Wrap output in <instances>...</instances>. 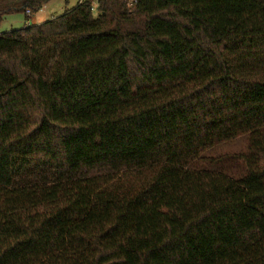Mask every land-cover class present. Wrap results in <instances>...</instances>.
I'll list each match as a JSON object with an SVG mask.
<instances>
[{
	"label": "trees",
	"instance_id": "obj_1",
	"mask_svg": "<svg viewBox=\"0 0 264 264\" xmlns=\"http://www.w3.org/2000/svg\"><path fill=\"white\" fill-rule=\"evenodd\" d=\"M242 136V176L202 166ZM0 264H264V0H83L0 34Z\"/></svg>",
	"mask_w": 264,
	"mask_h": 264
},
{
	"label": "rangeland",
	"instance_id": "obj_2",
	"mask_svg": "<svg viewBox=\"0 0 264 264\" xmlns=\"http://www.w3.org/2000/svg\"><path fill=\"white\" fill-rule=\"evenodd\" d=\"M79 0H69L65 5L64 0H52L44 6L31 20L26 21L23 13L18 11H6L7 4L5 0H0V34L13 30L22 29L30 25H40L53 18L63 15L66 10L76 6ZM247 152V137L242 136L236 140L225 142L210 149L202 155V166L211 170H216L225 175L238 178L242 166L237 157ZM201 166V165H200Z\"/></svg>",
	"mask_w": 264,
	"mask_h": 264
},
{
	"label": "built area",
	"instance_id": "obj_3",
	"mask_svg": "<svg viewBox=\"0 0 264 264\" xmlns=\"http://www.w3.org/2000/svg\"><path fill=\"white\" fill-rule=\"evenodd\" d=\"M82 1H83V0H79V1H78V4H80ZM27 14H28V12H27Z\"/></svg>",
	"mask_w": 264,
	"mask_h": 264
},
{
	"label": "crops",
	"instance_id": "obj_4",
	"mask_svg": "<svg viewBox=\"0 0 264 264\" xmlns=\"http://www.w3.org/2000/svg\"><path fill=\"white\" fill-rule=\"evenodd\" d=\"M26 26V25H25Z\"/></svg>",
	"mask_w": 264,
	"mask_h": 264
}]
</instances>
